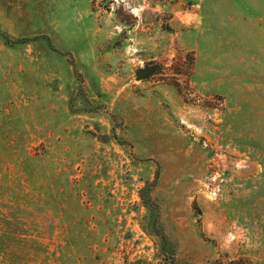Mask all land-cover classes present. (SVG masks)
Segmentation results:
<instances>
[{"label": "rangeland", "instance_id": "obj_1", "mask_svg": "<svg viewBox=\"0 0 264 264\" xmlns=\"http://www.w3.org/2000/svg\"><path fill=\"white\" fill-rule=\"evenodd\" d=\"M0 264H264V0H0Z\"/></svg>", "mask_w": 264, "mask_h": 264}, {"label": "water", "instance_id": "obj_2", "mask_svg": "<svg viewBox=\"0 0 264 264\" xmlns=\"http://www.w3.org/2000/svg\"><path fill=\"white\" fill-rule=\"evenodd\" d=\"M156 72V67L155 66H150L144 69L139 70L136 73V77L138 79H145L149 76H151L152 74H154Z\"/></svg>", "mask_w": 264, "mask_h": 264}]
</instances>
